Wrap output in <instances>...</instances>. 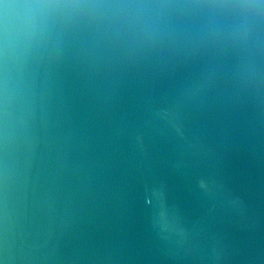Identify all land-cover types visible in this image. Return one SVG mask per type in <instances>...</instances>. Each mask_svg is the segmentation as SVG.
<instances>
[{
    "label": "water",
    "instance_id": "obj_1",
    "mask_svg": "<svg viewBox=\"0 0 264 264\" xmlns=\"http://www.w3.org/2000/svg\"><path fill=\"white\" fill-rule=\"evenodd\" d=\"M0 264H264V0H0Z\"/></svg>",
    "mask_w": 264,
    "mask_h": 264
}]
</instances>
